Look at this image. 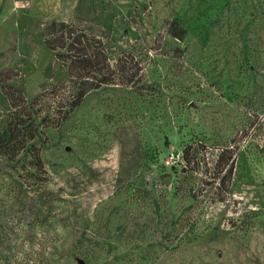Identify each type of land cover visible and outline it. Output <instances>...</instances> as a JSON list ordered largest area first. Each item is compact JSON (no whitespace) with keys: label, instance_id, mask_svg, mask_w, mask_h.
I'll return each instance as SVG.
<instances>
[{"label":"rangeland","instance_id":"374dc122","mask_svg":"<svg viewBox=\"0 0 264 264\" xmlns=\"http://www.w3.org/2000/svg\"><path fill=\"white\" fill-rule=\"evenodd\" d=\"M0 264H264V0H0Z\"/></svg>","mask_w":264,"mask_h":264},{"label":"trees","instance_id":"16d2710c","mask_svg":"<svg viewBox=\"0 0 264 264\" xmlns=\"http://www.w3.org/2000/svg\"><path fill=\"white\" fill-rule=\"evenodd\" d=\"M60 28H58V30H54L53 28L50 30V32H48V38L46 39V42H47V47L49 45V49L51 50H56V49H64L65 48V45L62 46H58L57 48L55 47V44H53L54 41H57L59 40L58 38H61V36H63V32H64V29L66 27L63 26L62 23H60ZM63 26V27H62ZM174 37L176 38H181V35L180 34H174L173 35ZM67 50H68V47H67ZM75 59L77 57H74ZM67 60H69V57H66ZM69 64H72V60H69ZM106 65L104 66V64L101 62V58L97 57H94V59H87V60H82L79 62V67L83 70L85 69L87 72H89V75L91 74L92 76H95V78H98L99 79L97 80V84L99 86L105 84L106 82H108L107 78L109 76V74H107V76H104L105 74L104 73H107L105 72L104 70L108 71V65L107 63H105ZM102 75V76H100ZM93 78V77H91ZM96 81V79H94ZM98 87L94 86L93 89H96ZM84 96V92L83 91H79L78 94H77V100L80 101ZM225 153V152H224Z\"/></svg>","mask_w":264,"mask_h":264}]
</instances>
